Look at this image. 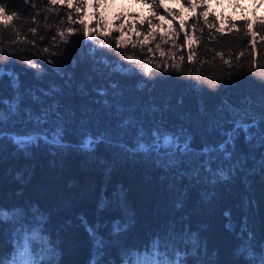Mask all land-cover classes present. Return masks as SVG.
I'll use <instances>...</instances> for the list:
<instances>
[{
  "label": "trees",
  "instance_id": "trees-1",
  "mask_svg": "<svg viewBox=\"0 0 264 264\" xmlns=\"http://www.w3.org/2000/svg\"><path fill=\"white\" fill-rule=\"evenodd\" d=\"M215 4L0 0L4 264H264V13Z\"/></svg>",
  "mask_w": 264,
  "mask_h": 264
},
{
  "label": "snow or ice",
  "instance_id": "snow-or-ice-1",
  "mask_svg": "<svg viewBox=\"0 0 264 264\" xmlns=\"http://www.w3.org/2000/svg\"><path fill=\"white\" fill-rule=\"evenodd\" d=\"M51 3L55 4L56 0H51ZM5 12H6L5 8L0 6V15H4ZM4 18L8 19V20L13 19V17L6 16V15H4ZM69 19H71V17H69ZM31 31L35 34L36 29L33 28V29H31ZM67 31H68L69 34H72L74 32V30L71 29V28H69ZM58 35L61 37V39H62V41L64 43H68V37L65 35L64 32H58ZM85 35L87 36L88 33L85 32ZM190 44H191V41H189V45ZM45 51H47V49H45ZM241 55H242V53H241ZM128 59L129 60H133L134 58L132 56H129ZM181 59H183V57ZM189 60H191V55L189 56ZM226 63H227V61H226ZM33 66H35V65H33ZM0 119H2V114H0ZM31 142H32L31 138L18 139L17 140V143H19V144H28V143H31ZM165 142L166 143L169 142L168 138H166ZM141 147H144V146L142 145ZM5 215L6 214L3 213L2 210H0V218H4ZM158 247H159V241H155L154 242V249H153V254H154L155 258H153L151 260H148V261L138 262V264H186V261L181 257V254L179 252L176 253V256H175L174 260L160 259L159 258V254H158ZM0 264H4V262L2 260H0Z\"/></svg>",
  "mask_w": 264,
  "mask_h": 264
},
{
  "label": "rangeland",
  "instance_id": "rangeland-1",
  "mask_svg": "<svg viewBox=\"0 0 264 264\" xmlns=\"http://www.w3.org/2000/svg\"><path fill=\"white\" fill-rule=\"evenodd\" d=\"M249 0H212L213 4L217 3V4H221L220 6L222 8H225V11H231L236 13H244L245 10H243V7L241 9H239L242 5L244 6H251V5H247ZM135 2V0H117V3H122L123 5H126V3H131L133 4ZM253 5L256 6V11L259 13H264V0H252ZM215 4V5H217ZM117 7L118 5L115 4ZM218 6V5H217ZM133 8H140L137 4L133 5ZM118 8L114 7L113 10L111 11V15L113 16L114 13L116 12ZM136 10V9H135ZM242 10V11H240ZM166 138H168L169 142H165ZM164 143L167 145H171L173 143L172 139L170 137H165L164 138Z\"/></svg>",
  "mask_w": 264,
  "mask_h": 264
},
{
  "label": "bare ground",
  "instance_id": "bare-ground-1",
  "mask_svg": "<svg viewBox=\"0 0 264 264\" xmlns=\"http://www.w3.org/2000/svg\"><path fill=\"white\" fill-rule=\"evenodd\" d=\"M31 137V136H30ZM29 137V138H30ZM22 138H26V136H23ZM162 147V144L161 143H157V149H160Z\"/></svg>",
  "mask_w": 264,
  "mask_h": 264
}]
</instances>
